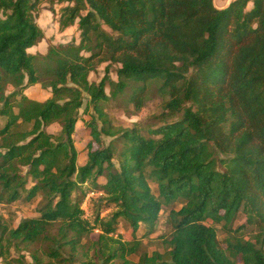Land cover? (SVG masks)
<instances>
[{
  "label": "trees",
  "instance_id": "trees-1",
  "mask_svg": "<svg viewBox=\"0 0 264 264\" xmlns=\"http://www.w3.org/2000/svg\"><path fill=\"white\" fill-rule=\"evenodd\" d=\"M42 2L79 40L38 57ZM36 84L50 96L27 97ZM126 93L137 111L160 96L158 124L115 129L104 105ZM82 107L97 148L79 165ZM1 120L0 204L36 201L37 213L0 221L3 264H264V0H0ZM178 201L163 251L148 254L138 237Z\"/></svg>",
  "mask_w": 264,
  "mask_h": 264
},
{
  "label": "rangeland",
  "instance_id": "rangeland-1",
  "mask_svg": "<svg viewBox=\"0 0 264 264\" xmlns=\"http://www.w3.org/2000/svg\"><path fill=\"white\" fill-rule=\"evenodd\" d=\"M231 0H214V4L217 7L227 6ZM251 5L249 4L248 8ZM48 4L42 2L37 12L36 22L38 26L43 31V38L33 47L28 49V52L31 54H35L38 57L47 52L50 45L57 44H66L74 41L75 43L79 40V31L77 28V24L60 30L58 25V16H59V5H53V10H48ZM40 62V61H39ZM108 63H101L97 66V68L89 73L88 79L90 81L99 82L102 77L106 73V66ZM119 68L118 64H109L108 65V76L115 80L116 70ZM106 91H109V87H106ZM24 93L27 97L35 100H44L50 96L49 89L43 88L41 85L36 84L30 86L24 90ZM163 99L158 95H153L150 99H148L144 106L140 110H135L131 101L129 100L128 93L119 96L116 99H111L104 105V110L106 112V116L109 119V122L115 129H130V128H140V131L143 133L150 127H154L158 124L157 116L160 114L162 110ZM90 114H94L92 109H89L87 112L83 111V107L79 110L78 120L75 124V130L72 135L73 144L77 152V164L81 165L84 163L87 154V146L91 143L92 148H97V143L92 140L89 135V130L86 126V122L90 119ZM1 125L3 121H0ZM46 131L51 134H59L60 133V125L57 123H53L46 127ZM101 139L104 144H107L111 139L108 136H101ZM99 181L102 182L103 178H99ZM153 191H155V186L153 183H150ZM94 196V195H93ZM181 202H174L169 206H164L156 225L154 227V231L148 236L138 237L141 241V247L148 254H150L154 250H158L160 252L163 251L164 240L169 236L170 228L167 224V217L169 210L171 208L177 209L180 207ZM36 201L35 202H25L23 200L13 202L11 204H0V221L6 223L9 227L16 226L18 222L24 217H31L36 215L35 211ZM83 207L85 208L86 213H88V203L83 202ZM104 214V213H103ZM144 229H140L138 236L143 233ZM97 232V231H96ZM255 230H246L243 233L244 238H251L252 234ZM117 235L115 238L129 239L130 233L124 228L123 225H119L117 231ZM224 235L220 228H218V239L222 243V239ZM26 257V260L29 261V256L26 251H22ZM12 256L16 257L17 253L12 251ZM133 261L137 260V257L132 258ZM0 264H3L0 261ZM79 264V263H76ZM115 264H119L116 262Z\"/></svg>",
  "mask_w": 264,
  "mask_h": 264
},
{
  "label": "crops",
  "instance_id": "crops-1",
  "mask_svg": "<svg viewBox=\"0 0 264 264\" xmlns=\"http://www.w3.org/2000/svg\"><path fill=\"white\" fill-rule=\"evenodd\" d=\"M221 7V6H220ZM225 7V6H224Z\"/></svg>",
  "mask_w": 264,
  "mask_h": 264
}]
</instances>
